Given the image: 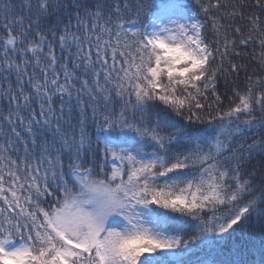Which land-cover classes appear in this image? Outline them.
I'll use <instances>...</instances> for the list:
<instances>
[{"label": "snow or ice", "instance_id": "1", "mask_svg": "<svg viewBox=\"0 0 264 264\" xmlns=\"http://www.w3.org/2000/svg\"><path fill=\"white\" fill-rule=\"evenodd\" d=\"M0 264H264V0H0Z\"/></svg>", "mask_w": 264, "mask_h": 264}]
</instances>
